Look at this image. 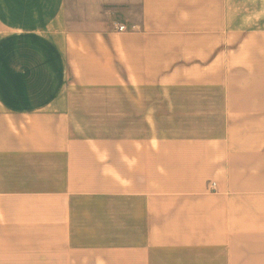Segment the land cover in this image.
<instances>
[{"label": "crops", "instance_id": "obj_1", "mask_svg": "<svg viewBox=\"0 0 264 264\" xmlns=\"http://www.w3.org/2000/svg\"><path fill=\"white\" fill-rule=\"evenodd\" d=\"M0 264H264V0H0Z\"/></svg>", "mask_w": 264, "mask_h": 264}, {"label": "rangeland", "instance_id": "obj_2", "mask_svg": "<svg viewBox=\"0 0 264 264\" xmlns=\"http://www.w3.org/2000/svg\"><path fill=\"white\" fill-rule=\"evenodd\" d=\"M90 112L79 110V117L77 119L85 129V133L90 136H117L118 133L121 134V132L125 133L127 136H133L136 129L139 130L142 128V121L140 119L106 116L107 113H114L115 111H97V113L104 114V116L94 118L82 115ZM135 123L137 126H134Z\"/></svg>", "mask_w": 264, "mask_h": 264}, {"label": "built area", "instance_id": "obj_3", "mask_svg": "<svg viewBox=\"0 0 264 264\" xmlns=\"http://www.w3.org/2000/svg\"><path fill=\"white\" fill-rule=\"evenodd\" d=\"M115 30L119 33H125L127 31V27L124 25L115 24Z\"/></svg>", "mask_w": 264, "mask_h": 264}]
</instances>
